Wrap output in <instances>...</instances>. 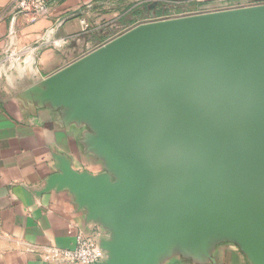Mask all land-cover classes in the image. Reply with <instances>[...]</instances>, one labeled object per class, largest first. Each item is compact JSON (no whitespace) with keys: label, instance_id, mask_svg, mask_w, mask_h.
Masks as SVG:
<instances>
[{"label":"water","instance_id":"obj_1","mask_svg":"<svg viewBox=\"0 0 264 264\" xmlns=\"http://www.w3.org/2000/svg\"><path fill=\"white\" fill-rule=\"evenodd\" d=\"M42 95L97 134L109 172L66 165L49 189L107 230L103 264H157L213 234L264 264V5L140 24Z\"/></svg>","mask_w":264,"mask_h":264},{"label":"crops","instance_id":"obj_2","mask_svg":"<svg viewBox=\"0 0 264 264\" xmlns=\"http://www.w3.org/2000/svg\"><path fill=\"white\" fill-rule=\"evenodd\" d=\"M12 0H0V11ZM34 23L7 14L0 25V264H72L53 250H73L80 236H108L68 188H50L66 165L78 173L109 172L97 134L71 111L46 100L44 83L88 55L91 34L106 15L146 11L198 15L252 7L256 0H51ZM88 9L64 19L72 12ZM113 10V11H112ZM152 14H154L152 16ZM119 18V16H118ZM104 262V261H103ZM100 263V264H103ZM157 264H257L222 234L175 244Z\"/></svg>","mask_w":264,"mask_h":264},{"label":"built area","instance_id":"obj_3","mask_svg":"<svg viewBox=\"0 0 264 264\" xmlns=\"http://www.w3.org/2000/svg\"><path fill=\"white\" fill-rule=\"evenodd\" d=\"M51 0H12L9 6L0 11V25L7 14L14 18L24 16L30 23H34L50 15ZM264 5V1L256 2L255 5ZM192 16L187 13L167 14L165 16L152 17L146 23L178 19ZM1 41V36H0ZM53 257L57 261L72 264H100L107 258L106 252L101 248L99 240L93 237L80 236L77 246L73 250H53Z\"/></svg>","mask_w":264,"mask_h":264},{"label":"rangeland","instance_id":"obj_4","mask_svg":"<svg viewBox=\"0 0 264 264\" xmlns=\"http://www.w3.org/2000/svg\"><path fill=\"white\" fill-rule=\"evenodd\" d=\"M122 13L123 12L119 10V12H112L106 15L107 17L101 22V26L91 33L96 36L91 38L92 41L90 42L89 48L85 50V53H91L136 26L144 24L151 16L149 12L144 10L138 11L135 15L120 17ZM153 15L154 14H152V16Z\"/></svg>","mask_w":264,"mask_h":264},{"label":"trees","instance_id":"obj_5","mask_svg":"<svg viewBox=\"0 0 264 264\" xmlns=\"http://www.w3.org/2000/svg\"><path fill=\"white\" fill-rule=\"evenodd\" d=\"M260 1H264V0H256V2H260Z\"/></svg>","mask_w":264,"mask_h":264}]
</instances>
